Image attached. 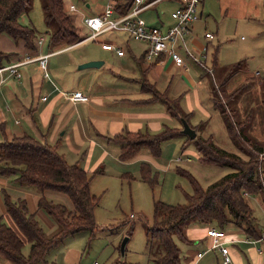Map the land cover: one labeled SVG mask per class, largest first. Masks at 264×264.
Instances as JSON below:
<instances>
[{
    "label": "rangeland",
    "instance_id": "1",
    "mask_svg": "<svg viewBox=\"0 0 264 264\" xmlns=\"http://www.w3.org/2000/svg\"><path fill=\"white\" fill-rule=\"evenodd\" d=\"M91 1L64 0L67 13H75V24L82 35L89 32L81 21L82 15L87 16V14H91V11L95 12L96 10L95 2L93 9L86 7V3ZM99 1L103 7L108 0ZM42 2V0H32V7L24 16V24L34 26L38 30V37L48 40L47 31H51V29L46 25ZM208 3L211 5V16L206 31L214 32L213 35L216 38L214 37L212 41L203 38L202 41L210 46L207 63L212 65L216 61V71L214 76H208L203 68L187 57L186 62L188 60L190 71L186 73L195 86L190 87L184 83L182 85L181 81L174 82L172 86L175 87V90L171 96L179 99L178 104L181 110L184 114L188 113L189 117L191 116V124L201 125L199 136L212 137L218 147L246 158V151L241 149L240 144L231 138L226 122L219 109L214 105L212 98L215 96L217 100L227 102V106L235 114L233 123L245 124L242 130L244 136L264 146V0H210ZM71 4H74L77 10L72 11ZM201 4L199 16L202 9ZM174 8L173 0H161L144 10L141 16L151 24L162 26V21L166 24L171 23ZM207 17L205 12L202 19ZM72 20L74 21L73 16ZM123 36L121 35V37ZM101 50L100 44L91 40L64 53V55H52L48 66L50 69L53 66L62 67L63 59L69 55L77 58L99 56L102 55ZM81 65H78L76 69L81 71L92 69H81ZM74 68L72 67V69ZM69 75L70 73L67 74V76ZM68 78L71 81V77ZM217 86L220 87L221 92ZM213 88H215V92ZM235 92L237 95L235 100H228L229 95ZM227 114L229 113L227 112ZM176 125L182 127L179 118ZM3 137L0 129V141H3ZM198 155L195 143L189 140L186 134L181 133L166 141L162 148L161 158L158 160L162 168L152 167L154 174L159 173V184L154 187L141 180L140 165L133 169H125L124 172L118 174L112 163L108 162L105 173L96 176L90 185L91 192L100 198V202L95 208L98 227L94 231H82L66 238L63 243L48 254L46 262H57V264H154L164 255L159 240L148 235V229L154 220L155 202L183 204L186 203L185 193L193 191L189 179L181 175L179 169L193 173L204 186L234 171L233 168L226 166L203 165L198 160ZM176 157H181L183 161L176 162ZM189 161L192 164L188 163ZM261 180L264 183V157L261 162ZM5 188L6 194L3 196L2 202L5 210L6 195L13 202L23 200L27 203L28 208L31 209L30 203L36 205L37 208L35 196L41 194L35 188L18 185L12 180L7 182ZM247 200L253 208L258 225L262 230L264 228V195L248 196ZM58 203L63 204V202ZM0 214L3 216L6 214L1 206ZM36 219L46 232L50 229L48 223L42 219L39 213L36 214ZM125 237H128L129 240L126 245L125 257L122 258L121 244ZM187 237L190 239L189 236ZM174 239L181 249L182 264H194L197 254L205 250L176 236ZM239 247L242 251L243 248L240 245ZM25 251L28 252V248ZM67 251L74 254L73 258L69 259H74L71 263L66 260L65 253ZM0 259V264H12L2 255H0ZM222 261L216 252L204 255L196 264H222ZM46 262L39 264H47Z\"/></svg>",
    "mask_w": 264,
    "mask_h": 264
},
{
    "label": "crops",
    "instance_id": "2",
    "mask_svg": "<svg viewBox=\"0 0 264 264\" xmlns=\"http://www.w3.org/2000/svg\"><path fill=\"white\" fill-rule=\"evenodd\" d=\"M159 1L161 0L146 1L145 6L147 7L144 10ZM182 1L173 0L175 4L173 11L182 4ZM208 1L210 0L202 1L200 18L193 24L188 38L189 45L195 52L197 51L196 53L205 55L206 62L210 46L202 39L206 38L207 26L210 24L211 5ZM94 2L96 10L95 12L91 11V14H87V16L82 15L81 21H83V24L85 17L97 16L103 13L109 0L103 7H101L99 0L87 2L86 7L93 9ZM144 10L140 13V16ZM205 12L208 17L203 20ZM69 14L73 16L75 22V13ZM117 15L120 14L116 13ZM24 16L21 19L23 23ZM171 19L169 24L162 21V26L151 24L150 21L145 20L149 26H157L167 30L175 23L172 15ZM85 27L87 28L86 25ZM88 31L84 35L86 38L90 35V30L88 29ZM120 34L124 36L121 37ZM91 40L84 39L70 46H54L49 43V38L46 40L44 37H38L35 43L36 50L33 51L27 49L23 41L16 43L8 35L0 36V50L6 53H14L9 64H22L19 68L22 73L21 79L6 77L5 81L0 84V129L2 135L5 134L8 137L30 135L56 146L68 163L78 164L89 173L102 169L103 172L96 174L90 185H92L96 176L105 173L108 162L112 163L118 174L124 172L125 169H133L140 165L141 175L143 163H148L151 168L153 166L162 168V165L158 163L161 156L154 157L149 149H143L131 160L122 161L119 158L120 146L110 138L127 131L156 134L162 132L165 127H173L179 130L183 128L176 125L178 118L168 111L166 104L154 99V94L149 92L146 87L152 86L160 94L176 99L171 96V93L175 90V87L172 86L174 82L181 81L182 85L184 83V85L190 87L195 86V83L186 73L190 71L188 60L186 62V58H189V56L183 48L177 47L176 52L180 54L183 60L182 64L172 62L167 53L160 55L151 62H147L145 60V53L148 49L147 43L134 40L125 32L108 31L97 36L93 41L98 42L101 48L103 43H112L124 51L123 55H118L115 50L110 51L102 48L100 52L102 55L85 58L69 55L66 59H63L62 67L56 68L53 66V68H49V59L52 55H64V53ZM209 40L212 41L213 39ZM44 55H49L45 70L37 62V59ZM29 59L32 61H29ZM92 60L103 61V64L100 67H91L90 70L81 71L76 69L78 65ZM215 63L216 61L212 65L207 63L212 66L214 73L216 71V68L214 69ZM173 65L175 66L173 67ZM72 67L75 68L72 69ZM69 73L70 75L67 76ZM207 75L210 76L211 74L207 73ZM68 77H71V81ZM75 91L83 92L90 97V100L88 102L69 100L65 94ZM190 117L189 124L191 127L198 128L197 135H199L201 125L191 124ZM199 157L200 155H198V160ZM175 161L182 162L183 160L181 157H176ZM8 181H10L8 178L0 177V185L2 186L0 206L3 212H6L4 215L5 221L13 225L2 203L3 196L6 194L5 185ZM44 196L56 203L63 202L69 210L74 209L71 199L65 193L45 190ZM40 198L41 195L35 196L37 208L36 205L30 203L31 209L28 208L29 212L39 213L50 226L46 233L53 234L57 231L58 226L45 210L39 208L38 201ZM209 228H213V225L193 222L187 228V236L192 240L191 244L205 250L210 247L213 240L207 235ZM226 235V243L233 261L229 264H264V228H262V238L258 240L249 239L241 229L234 226L226 228ZM239 245L244 251H241ZM26 248L29 252L30 245L26 244L24 247V252L27 254ZM216 252L223 260L218 251H210L206 255ZM73 255L69 251L65 253L68 263L73 262L74 259L69 260L73 258Z\"/></svg>",
    "mask_w": 264,
    "mask_h": 264
},
{
    "label": "trees",
    "instance_id": "3",
    "mask_svg": "<svg viewBox=\"0 0 264 264\" xmlns=\"http://www.w3.org/2000/svg\"><path fill=\"white\" fill-rule=\"evenodd\" d=\"M42 1L44 19L47 27L51 29L47 31L50 44L70 46L86 38L77 29L72 15L67 13L64 0ZM114 1L115 11L120 15L128 13L135 3V0ZM31 7L32 0H0V36L8 35L16 43L23 41L27 49L34 51L38 30L21 20ZM12 56L14 53L0 50V67L9 64ZM221 86L223 87V84ZM146 88L154 94V99L166 104L173 116L180 120L183 117L189 123V114H184L181 110L179 99L160 94L152 86ZM217 89L220 91L219 86ZM213 91L215 92V88ZM236 96L235 92L229 95L228 100H235ZM212 101L221 112L231 138L246 151V158L218 147L212 137L203 138L197 135L192 140L202 164L226 166L234 171L204 186L193 173L179 169L181 175L189 179L193 191L185 193L186 203L183 204L155 202L154 220L148 229V235L159 240L164 255L154 264H182L181 249L174 238L176 236L191 243L192 240L187 237V228L193 222L213 225V228L222 230L234 226L241 229L249 239L262 238L258 219L247 198L264 195V183L261 180L264 146L244 136L242 130L245 124L233 123L235 114L227 106V102L217 100L215 96ZM192 128L197 132L198 128ZM180 133L181 130L177 128L165 127L162 132L156 134L127 131L111 137L110 140L120 146L119 158L128 161L143 149H149L154 157H160L163 144ZM102 172L103 170L99 169L89 173L78 164L68 163L56 146L30 135L8 137L4 134L3 141H0V177L8 178L21 186L35 188L41 194L39 208L55 220L58 229L53 234H47L37 221L36 214L29 212L25 201L13 202L6 195V210L13 225L8 224L0 214V255L12 264H39L46 262L48 254L66 238L82 231H94L98 227L95 208L100 198L91 192L90 184L93 177ZM141 180L151 187L157 186L159 173L154 174L151 166L143 163ZM45 190L67 194L74 209L69 210L65 204L48 199L44 196ZM26 244L30 245L27 254L24 252Z\"/></svg>",
    "mask_w": 264,
    "mask_h": 264
},
{
    "label": "built area",
    "instance_id": "4",
    "mask_svg": "<svg viewBox=\"0 0 264 264\" xmlns=\"http://www.w3.org/2000/svg\"><path fill=\"white\" fill-rule=\"evenodd\" d=\"M203 0H183L182 4L173 11L172 18L175 23L167 30L157 26H149L147 21L140 16V13L147 7L146 0H135L132 9L123 15H117L115 11L116 2L109 0L108 5L103 13L97 16L85 17L84 24L90 30V35L85 39H96L97 36L108 31H121L129 34L134 40L142 41L148 44L145 53V60L151 62L153 59L167 53L170 60L174 63H183V60L176 52V48H183L189 58L201 66L207 73L214 76V70L206 62L205 55H200L189 45L188 38L191 34L192 26L200 18L199 7ZM70 9L76 10V6L71 4ZM206 38L213 39L214 35L210 32L205 34ZM102 48L105 50H115L118 55H123L124 51L112 43H103ZM49 55L41 56L37 59L40 67L46 69V62ZM29 61H32L29 59ZM21 63H10L0 67V84L5 81L6 77L22 78L19 68ZM47 76V74H46ZM66 97L74 102H88L90 97L81 91L68 92ZM2 186L0 185V193ZM207 235L212 238L213 242L203 252H199L197 257L200 260L210 251H218L223 257V264L232 262L229 247L226 241V230L209 228ZM264 238V237H263Z\"/></svg>",
    "mask_w": 264,
    "mask_h": 264
},
{
    "label": "water",
    "instance_id": "5",
    "mask_svg": "<svg viewBox=\"0 0 264 264\" xmlns=\"http://www.w3.org/2000/svg\"><path fill=\"white\" fill-rule=\"evenodd\" d=\"M89 6V5H87ZM103 64V61H100V60H92V61H89V62H86V63H83L80 68H91V67H100L101 65ZM181 122H182V130L181 132L183 134H186L188 136L189 139L193 140L196 138L197 136V132L195 129H193L190 124L186 121V119H184L183 117H181ZM129 238L128 237H125L122 241V244H121V255H122V258L125 257V250H126V245H127V242H128Z\"/></svg>",
    "mask_w": 264,
    "mask_h": 264
}]
</instances>
